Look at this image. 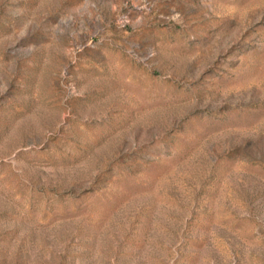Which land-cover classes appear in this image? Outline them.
Returning a JSON list of instances; mask_svg holds the SVG:
<instances>
[{
	"label": "rangeland",
	"instance_id": "1",
	"mask_svg": "<svg viewBox=\"0 0 264 264\" xmlns=\"http://www.w3.org/2000/svg\"><path fill=\"white\" fill-rule=\"evenodd\" d=\"M0 264H264V0H0Z\"/></svg>",
	"mask_w": 264,
	"mask_h": 264
}]
</instances>
